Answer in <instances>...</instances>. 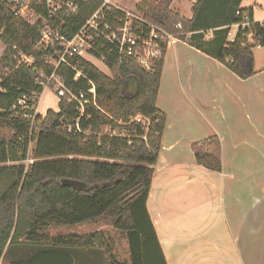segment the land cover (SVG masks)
Listing matches in <instances>:
<instances>
[{"label":"trees","instance_id":"obj_1","mask_svg":"<svg viewBox=\"0 0 264 264\" xmlns=\"http://www.w3.org/2000/svg\"><path fill=\"white\" fill-rule=\"evenodd\" d=\"M173 2L141 0L136 9L142 17L133 20L134 31L146 34L151 23L243 79L256 73L254 50L264 46V24L255 21L254 8H243V0H196L188 18L172 7ZM14 4L0 0V41L5 48L0 57V263L169 264L147 207L167 122L157 100L168 40L150 69L133 57L115 58L108 48L101 51L109 57L110 75L93 63L74 59L96 86V105L91 102L81 116L77 105L64 96L58 110L35 115L44 91L41 73L47 81L57 69L74 93L90 87L65 64L56 68L61 48L39 44L42 28L49 25L72 37L103 0H87L78 14L54 17L34 0L31 6L41 14L34 24L16 18ZM105 10L111 23L125 16L120 9ZM242 22L250 25L240 27L231 40L232 27ZM22 55L32 57V62H21ZM132 85L135 90L130 92ZM3 130L12 136L6 138ZM192 150L200 166L223 170L219 136L193 143ZM30 158L33 162L27 164ZM102 219L127 241L126 261L118 260L103 230L56 235L47 231Z\"/></svg>","mask_w":264,"mask_h":264},{"label":"crops","instance_id":"obj_2","mask_svg":"<svg viewBox=\"0 0 264 264\" xmlns=\"http://www.w3.org/2000/svg\"><path fill=\"white\" fill-rule=\"evenodd\" d=\"M192 6L184 16H192ZM258 66L243 79L186 41L167 47L157 100L167 122L147 207L169 264H264V65ZM213 135L222 143L221 172L200 166L192 150Z\"/></svg>","mask_w":264,"mask_h":264},{"label":"built area","instance_id":"obj_3","mask_svg":"<svg viewBox=\"0 0 264 264\" xmlns=\"http://www.w3.org/2000/svg\"><path fill=\"white\" fill-rule=\"evenodd\" d=\"M34 0H14L13 11L16 18H22L27 22L34 24L41 14L37 9L31 6ZM38 5L45 6L48 14L52 17L62 14H78L79 8L87 0H36ZM112 13L114 9H120L111 3V0H103L102 6L90 17L85 18V22L80 30L72 37H66L59 29H52L49 25L42 28V37L39 44L58 45L61 50H57L58 58L54 61L56 68L65 64L76 72L77 77L83 78L90 86L87 92L74 93L64 83L63 79L57 74L55 69L51 75L44 81V74L41 73L39 84L45 87L54 88L59 101L62 97L68 96L69 102L75 103L81 116L84 115L86 107L92 102L96 105V86L90 79L84 66H81L80 60L74 62V59H82L86 62L93 63V60L101 62L106 68L108 56L102 53V48H108L109 54L115 58L133 57L145 69H150L153 61L162 56L161 45L168 40V45L176 38L149 23V31L144 34H137L134 31L133 20L139 19L130 12L120 9L124 13L121 19H115V23L107 20L106 10ZM250 22L235 24L232 31L236 28V33L240 27L249 26ZM180 28L181 25L177 24ZM231 31V33H232ZM235 33V35H236ZM234 35V37H235ZM210 37V36H209ZM233 37V36H232ZM234 39V38H233ZM232 39V40H233ZM252 41L253 34L249 35ZM21 62L31 63L32 57L22 55ZM95 65V64H94ZM40 97V96H39ZM38 97V101H39ZM21 104L25 100L20 101ZM35 106V115L38 113ZM45 116V115H44ZM35 118V116H34ZM78 126V120H77ZM33 159L26 160V163H32Z\"/></svg>","mask_w":264,"mask_h":264},{"label":"rangeland","instance_id":"obj_4","mask_svg":"<svg viewBox=\"0 0 264 264\" xmlns=\"http://www.w3.org/2000/svg\"><path fill=\"white\" fill-rule=\"evenodd\" d=\"M141 0H111V3L120 9H124L130 12L132 15L137 18L142 17V14L139 13L136 9L137 4ZM196 0H174L172 7L177 11L181 12V15H189L191 4H194ZM243 8H254V19L256 22L264 24V0H243ZM236 33V28L233 29L230 39L234 38ZM233 36V37H232ZM4 45L0 41V57L4 52ZM172 54V53H171ZM174 56V54H173ZM255 57V69H259L260 65H264V46L255 48L254 50ZM94 64L101 69L106 74H111L110 70L106 68L101 62L93 60ZM262 63V64H261ZM130 83V82H129ZM131 84V83H130ZM127 87V84H126ZM59 108V98L56 96L54 88L45 87L42 95L39 97L38 107L36 112L44 116L48 109L58 110ZM2 135L6 138L12 136V132L9 130H3ZM34 148V143L31 144V151ZM97 230H103L106 233V236L109 238L112 246L113 252L119 261H126L129 258V250L127 241L120 238V234L115 231L112 225L106 219L99 220L97 222H85L73 225L71 227L67 226H53L49 227L47 231L50 235H56L58 233L68 234V233H92ZM2 264H8L6 261H3Z\"/></svg>","mask_w":264,"mask_h":264},{"label":"water","instance_id":"obj_5","mask_svg":"<svg viewBox=\"0 0 264 264\" xmlns=\"http://www.w3.org/2000/svg\"><path fill=\"white\" fill-rule=\"evenodd\" d=\"M63 182H64V184H70V185H73V186L78 187V188L84 186V184L77 182V181H74V180H64Z\"/></svg>","mask_w":264,"mask_h":264}]
</instances>
